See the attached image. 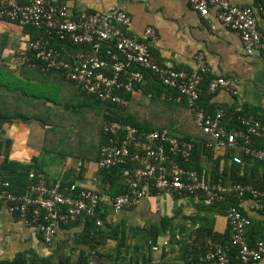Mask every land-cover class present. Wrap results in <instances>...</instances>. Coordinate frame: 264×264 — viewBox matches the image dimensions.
<instances>
[{
  "label": "built area",
  "instance_id": "1",
  "mask_svg": "<svg viewBox=\"0 0 264 264\" xmlns=\"http://www.w3.org/2000/svg\"><path fill=\"white\" fill-rule=\"evenodd\" d=\"M188 2L211 31L218 30L210 18L214 13L221 26L239 35L247 56L264 60V32L259 27L260 19L264 21V0L258 1L257 9L234 6L228 0ZM0 20L31 27L41 34L23 54L31 69L62 74L87 95L123 108L129 106L130 96L138 86L142 90L146 84V73H152L164 86L178 92L175 101L187 103L195 124L210 137L208 148L230 156L236 165L244 163L243 155L264 163V149L254 146L255 140L264 141V126L259 120L243 115V110L237 108L239 125L228 128L225 110L212 115L199 104L204 75L210 73L203 53L196 57V71L178 69L172 62L158 63L151 53V46L159 39L156 30L148 28L142 40L131 37L132 17L115 7L102 12L83 11L76 16L60 0H0ZM52 38L65 48L76 47V54L64 55L51 46ZM221 90L237 97L240 82L233 77H216L209 85V93ZM104 132L108 143L102 148L97 166L102 171L123 167L129 188L128 193L110 200L113 215L139 206L155 193L195 198L206 206L226 197L235 198L249 202L252 212L264 215V187L212 182L182 165L191 161L194 142L169 131L139 132L117 121L106 122ZM30 180L25 193L8 191L1 198L9 214L34 229L49 246L55 243L61 225L76 222L82 215L103 212V203L108 201L96 190H79L77 184L64 187L63 179L50 184L45 175L32 173ZM3 186L9 189L10 183ZM227 221L231 242L217 245L201 264H255L263 260L264 240L249 243L246 229L250 222L243 212L232 207ZM89 264L95 263L91 260Z\"/></svg>",
  "mask_w": 264,
  "mask_h": 264
},
{
  "label": "crops",
  "instance_id": "2",
  "mask_svg": "<svg viewBox=\"0 0 264 264\" xmlns=\"http://www.w3.org/2000/svg\"><path fill=\"white\" fill-rule=\"evenodd\" d=\"M228 1L239 7L256 8L257 6V0ZM63 2L69 5L76 16L83 11L102 12L111 7L127 12L132 17L129 34L137 40H142L148 28H154L159 39L151 46V53L158 63L172 62L178 69L196 71V57L203 53L210 70L209 75L233 77L240 82L239 96L234 97L229 92L221 90L212 95L211 104H214L217 109L240 108L243 110L247 107L259 115L264 126V60L257 56H247L239 35L221 26L214 13L210 18L218 25V30L215 32L205 25L201 16L191 8L188 0H63ZM259 27L264 32V21L261 19ZM1 34L7 35L4 65L9 72L23 78L21 81L24 87L29 88L25 91L26 98L23 99L32 107L41 105L38 103L45 99L34 98L36 93L40 92L38 86L51 83L53 88L47 92L55 95L62 103L48 102L45 106L50 109L39 106V111L36 112L34 108L32 113L37 115L42 112V109L46 110L44 113L49 112L50 116L44 118L45 122L57 127L67 121L72 125L74 132L75 124L79 126L81 122L80 107L82 105L74 104L80 100V94L75 85L65 82L58 73L49 77L23 68V54L29 49L30 35L25 33L21 26L0 20ZM68 50L67 56L73 57L77 52V48L73 47ZM24 72L25 76L22 75ZM142 91L139 89L136 91L132 102L150 104L151 100L147 99L148 96L143 95ZM65 101L69 104H64ZM89 108L90 111H86V116L97 126L102 110L96 106ZM169 132L184 137L182 133ZM45 134V126L39 121L14 120L13 123H5L0 130V163L8 159L12 162L31 165L32 161L39 157L36 166L51 182L63 179L65 183L77 184L79 188L96 190L104 195L114 191L106 173L100 170L96 163L87 162L83 164L82 169V162L72 158L61 159L52 156L54 159L47 161L44 157L50 155L42 154ZM218 155L227 156L222 152L215 154L216 157ZM233 164L230 157L222 161L221 168L224 169L226 165ZM2 201L4 200L0 197V264L18 260L32 264L41 258L49 259L53 264H59L60 257L70 258L72 264H78L83 252L87 254L91 252L89 245L91 241L88 237L82 236L83 222L61 225L55 243L49 246L42 240L39 233L9 214L4 207L5 202L3 205ZM196 205L197 201L191 198L182 199L167 194L150 196L139 206L113 215V221L125 224L128 229L149 227L161 224L166 218L177 217L178 225L187 224L185 217L194 215ZM242 205L249 214L260 218L259 214L250 210L249 202L244 201ZM107 208L111 211L109 205ZM215 221L216 232L224 234L228 228L226 218L216 217ZM134 238L133 235H128L126 245L121 248L118 247V241H107L106 246L97 247L94 258L91 260L95 264H179L182 261L179 249L170 244L166 245L167 239H163L160 245L150 248L141 242L135 245ZM255 264H264V259Z\"/></svg>",
  "mask_w": 264,
  "mask_h": 264
},
{
  "label": "trees",
  "instance_id": "3",
  "mask_svg": "<svg viewBox=\"0 0 264 264\" xmlns=\"http://www.w3.org/2000/svg\"><path fill=\"white\" fill-rule=\"evenodd\" d=\"M62 3L63 0H60ZM257 6L254 9H257ZM6 21V20H4ZM18 25V24H17ZM24 32L30 35V41H33L41 36L36 33L31 27H22ZM7 45V35H0V130L5 123H13L14 120L30 121L35 120L41 122L45 126V140L42 148L43 155H53L61 159L72 158L79 160L83 164L87 162L98 163L101 158L102 148L108 143V136L104 132V124L106 122H121L135 127L139 132H153V131H176L182 133L186 141L194 142V155L190 162L183 163L186 168H193L197 170L200 175L205 176L212 182H220L228 185L229 183H252L257 187H264V163L253 161L251 158L245 156L244 163L241 165H226L224 169L221 168L222 161L228 160L230 156H223L218 154L216 150L207 147L211 141L210 137L205 135L203 131L195 124L192 113L184 101L181 104L175 101L178 96L176 90L164 86L157 76L152 73H146V84L142 86L143 95L148 96L151 100L150 104H135L132 102L134 95L130 96V104L128 107H120L118 105L110 104L98 99L95 96H89L82 92L74 82L66 79L60 74L61 79L71 85H75L80 94V100L74 104H82L81 122L77 126L75 124V131H72V125L66 121L64 124H59L57 127L45 122V117L50 116L46 110L35 115L32 109L36 108L39 111V106L50 109L45 106L48 102L55 104H62L59 99L47 91L52 90L51 83L38 86L39 93L34 96L35 99L41 101V104L36 107L30 106L23 98L27 96L29 88L24 87L23 78L17 77L13 72H9L4 65V51ZM51 46L60 50L64 55H68L69 48H66L59 43L55 38L51 39ZM76 48V47H73ZM68 51V52H67ZM24 69L30 70L34 73L43 76L51 77L55 73H44L39 69H31L24 60ZM25 76V72L22 74ZM216 78L205 74L201 85V98L199 104L206 110L208 114H215L217 110L223 109L227 113L226 125L228 128L238 126L239 122L234 109L216 108L211 104L212 95L209 93V85L211 81ZM40 85V84H39ZM138 86L137 89H139ZM24 91V92H23ZM31 92L29 93V95ZM150 95V96H149ZM173 98L174 100H170ZM175 102V104H174ZM64 104H69L65 101ZM73 104V103H70ZM88 104V106L86 105ZM98 107L102 110L100 122L95 126L90 122L86 116V111H90L89 107ZM176 109H175V108ZM178 108V109H177ZM243 115L254 116L261 122V118L255 111L244 107ZM262 123V122H261ZM263 125V124H262ZM254 146L259 149H264V141L255 140ZM39 157L32 161L31 165L12 162L6 159L0 163V197L6 192L25 193L30 184V175L43 174L42 170L36 165ZM107 179L114 187V191L108 195L102 194L108 201L103 203V212L98 211L93 216L82 215L78 221L83 222L84 232L83 237H88L91 243V252L89 254L83 252L78 264H89L94 258V253L97 247L106 246L107 241H118V247L121 248L126 245V239L129 236H134L136 240L135 245L147 244L150 248L160 245L161 241L167 239V244L179 249L182 261L179 264H201L210 252H212L217 245H227L231 242V228L228 225L227 215L232 207L239 208L244 216L249 219V225L246 229V238L250 244H254L258 240H264V215L259 214V217H254L242 205L239 199L226 197L224 201L206 206L197 200L196 211L194 215L185 217L187 224L177 223V218H166L161 224H154L149 227L127 228L125 224L116 223L113 221V213L108 210L110 200L117 196L129 192V188L125 183L123 177V167H116L111 170L104 171ZM46 177V176H45ZM47 179V177H46ZM47 181L52 184L53 182ZM4 183H10V188H5ZM72 183L64 182L65 186H70ZM85 188H79V190ZM151 196H157L153 194ZM177 198H181L178 197ZM183 199V198H182ZM195 200V198H191ZM5 201H2L4 205ZM6 207V205L4 206ZM126 210V209H125ZM124 211V210H123ZM225 217L227 221V230L224 234H219L215 230L216 217ZM101 221V225L98 223ZM73 222V223H76ZM70 224V223H69ZM64 225V224H63ZM178 235L181 238L178 239ZM163 240V241H164ZM162 241V243H163ZM165 245V243L163 244ZM6 264H26V262L18 260L13 263ZM32 264H53L49 259H38ZM59 264H72L70 258L60 257Z\"/></svg>",
  "mask_w": 264,
  "mask_h": 264
},
{
  "label": "rangeland",
  "instance_id": "4",
  "mask_svg": "<svg viewBox=\"0 0 264 264\" xmlns=\"http://www.w3.org/2000/svg\"><path fill=\"white\" fill-rule=\"evenodd\" d=\"M53 155H50V156H47V157H44V158H46V160L47 161H49V160H53L54 159V157H52Z\"/></svg>",
  "mask_w": 264,
  "mask_h": 264
}]
</instances>
